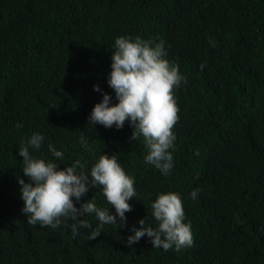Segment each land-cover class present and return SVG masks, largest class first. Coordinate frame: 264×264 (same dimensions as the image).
Instances as JSON below:
<instances>
[{
    "label": "trees",
    "instance_id": "trees-1",
    "mask_svg": "<svg viewBox=\"0 0 264 264\" xmlns=\"http://www.w3.org/2000/svg\"><path fill=\"white\" fill-rule=\"evenodd\" d=\"M118 36L163 42L185 77L173 89L168 175L144 162L143 137L132 140L127 121H88L102 99L94 84L117 102L107 74ZM34 132L44 137L34 154L60 168L79 160L87 174L100 154L117 156L139 198L124 226L104 224L90 240L70 218L56 228L27 222L17 151ZM167 192L179 194L192 245L165 251L145 236L128 246L139 219L155 226L151 201ZM93 196L108 207L99 185L80 202ZM82 219L99 226L94 213ZM0 264H264V0H0Z\"/></svg>",
    "mask_w": 264,
    "mask_h": 264
},
{
    "label": "clouds",
    "instance_id": "clouds-1",
    "mask_svg": "<svg viewBox=\"0 0 264 264\" xmlns=\"http://www.w3.org/2000/svg\"><path fill=\"white\" fill-rule=\"evenodd\" d=\"M110 71L107 84L114 90L117 102L103 92L99 85L95 91L102 93V99L92 107L88 121L105 128L120 129L125 121L133 127L131 139L142 136L146 149L144 162L154 166L162 175H168L173 167V154L176 136L172 127L178 119L173 89L185 79L177 65L166 59L163 42L153 44L137 36H118L112 45ZM20 126V125H18ZM44 143L41 133L34 132L18 149L22 157V173L25 179L17 177L21 185L20 211L32 225L58 227L62 218H70L73 234L79 228H88L90 240L95 239L104 224L124 226L126 212L131 211L128 202L138 198L134 179L126 174L116 155L103 153L92 163L88 173L78 171L83 168L79 160L64 168L58 167L56 159H45L34 153ZM81 145L90 150L89 142L80 138ZM54 158H63L64 153L48 144ZM100 186L108 207H97L95 197L80 202L89 187ZM199 189H193L189 196L196 199ZM75 198V202L73 200ZM139 199V198H138ZM79 203V207H77ZM114 208V213L109 210ZM151 215L155 226L146 224L145 218L138 220L140 227L133 225L127 236L128 246L147 236L153 248L180 250L191 246L193 237L190 222H185L182 202L178 193H160L151 201ZM95 214L99 226L92 228L85 215Z\"/></svg>",
    "mask_w": 264,
    "mask_h": 264
}]
</instances>
